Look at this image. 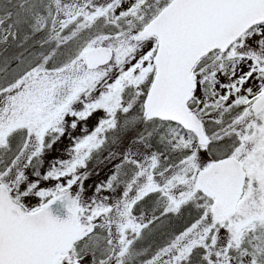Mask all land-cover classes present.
I'll return each instance as SVG.
<instances>
[{
    "label": "snow or ice",
    "instance_id": "1",
    "mask_svg": "<svg viewBox=\"0 0 264 264\" xmlns=\"http://www.w3.org/2000/svg\"><path fill=\"white\" fill-rule=\"evenodd\" d=\"M0 264H264V0H0Z\"/></svg>",
    "mask_w": 264,
    "mask_h": 264
},
{
    "label": "trees",
    "instance_id": "2",
    "mask_svg": "<svg viewBox=\"0 0 264 264\" xmlns=\"http://www.w3.org/2000/svg\"><path fill=\"white\" fill-rule=\"evenodd\" d=\"M169 223H170V226L165 228L163 233H167V232L172 231V230L180 229L183 226V222L179 221V220H172ZM163 233H157L156 242H159V240H161L163 238L162 237Z\"/></svg>",
    "mask_w": 264,
    "mask_h": 264
},
{
    "label": "rangeland",
    "instance_id": "3",
    "mask_svg": "<svg viewBox=\"0 0 264 264\" xmlns=\"http://www.w3.org/2000/svg\"><path fill=\"white\" fill-rule=\"evenodd\" d=\"M65 143H67V141H65ZM106 171V170H105ZM101 177H103L104 176V172H101ZM88 183H92V181L90 180V181H88Z\"/></svg>",
    "mask_w": 264,
    "mask_h": 264
}]
</instances>
